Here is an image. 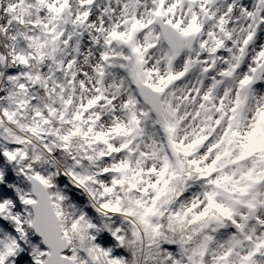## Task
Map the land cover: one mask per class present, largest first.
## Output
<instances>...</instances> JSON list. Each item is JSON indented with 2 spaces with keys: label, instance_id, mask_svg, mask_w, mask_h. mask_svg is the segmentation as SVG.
Wrapping results in <instances>:
<instances>
[{
  "label": "snow or ice",
  "instance_id": "obj_1",
  "mask_svg": "<svg viewBox=\"0 0 264 264\" xmlns=\"http://www.w3.org/2000/svg\"><path fill=\"white\" fill-rule=\"evenodd\" d=\"M0 264H264V0H0Z\"/></svg>",
  "mask_w": 264,
  "mask_h": 264
}]
</instances>
